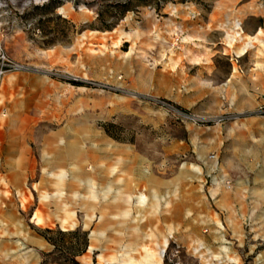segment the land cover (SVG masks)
I'll list each match as a JSON object with an SVG mask.
<instances>
[{"label": "rangeland", "instance_id": "obj_1", "mask_svg": "<svg viewBox=\"0 0 264 264\" xmlns=\"http://www.w3.org/2000/svg\"><path fill=\"white\" fill-rule=\"evenodd\" d=\"M213 1L0 0V51L27 68L0 76V172L10 152L7 101L26 98L30 113L41 116L39 126H16L34 134V158L22 159L25 178L12 189L0 175V192L16 198L31 229L58 244L48 241L52 248L38 264H264V205H247V190L232 178L218 179L190 157L167 155L135 117L110 115L113 98L125 96L171 123L191 124L131 96L127 91L139 92L121 82L114 65L136 58L155 65L147 54L163 52L148 36L151 25L175 24L184 10L207 9ZM238 1L264 7V0ZM178 45L168 53L176 54ZM37 82L49 92L33 106L40 93L28 88ZM215 192L227 194L223 203ZM33 214L50 221L36 224Z\"/></svg>", "mask_w": 264, "mask_h": 264}, {"label": "crops", "instance_id": "obj_2", "mask_svg": "<svg viewBox=\"0 0 264 264\" xmlns=\"http://www.w3.org/2000/svg\"><path fill=\"white\" fill-rule=\"evenodd\" d=\"M180 16L175 24H153L147 31L153 47L163 52L150 50L151 54H147L155 65L139 58L114 65L121 82L131 90L166 99L198 115L231 113L236 118L223 124H174L151 105L125 96L113 98L110 115L135 117L164 143L167 155L190 157L218 179L232 178L247 190L242 199L247 205H264V117L253 113L264 102V7H250L238 0H215L207 9L184 10ZM236 26L240 33L234 38ZM174 34L181 36L183 43L175 49L176 54L170 55L166 47ZM98 66L104 72L105 59L99 57ZM82 68L87 71L89 63ZM28 90L30 94L40 93L39 102L33 106L49 92L42 82ZM82 96L83 107H89V96ZM96 100L104 101L101 97ZM7 109L9 162L0 175L12 189L13 184L19 185L25 178L22 159L34 158L29 146L35 140L34 134L16 130V126H39L41 116L35 111L30 113L26 98L9 99ZM209 153L214 154L213 159L207 158ZM4 183L0 181V190ZM215 193L216 196L218 192ZM218 194V201L223 203L227 194ZM36 217L33 214L36 224L47 225L50 221L48 216L47 223ZM51 248L42 235L30 228L16 198L0 192V264H38L39 255Z\"/></svg>", "mask_w": 264, "mask_h": 264}, {"label": "built area", "instance_id": "obj_3", "mask_svg": "<svg viewBox=\"0 0 264 264\" xmlns=\"http://www.w3.org/2000/svg\"><path fill=\"white\" fill-rule=\"evenodd\" d=\"M237 32L234 34V38L237 37L240 33L238 26H236ZM233 41V40H232ZM182 39L181 36H178V34H174L172 37V40L168 43V49L167 51L171 50L172 48L176 47L178 43H181ZM232 60L236 61V56L232 55ZM17 69H27L26 67L14 63L7 59L5 55L0 51V76L5 70H17ZM131 96L137 98V99H143L147 101L148 103L152 104L153 106H156L157 108L161 109L166 114H169L174 119L178 120L181 123H191L193 125H199V124H223L228 121H232L236 118V115L231 113H222L219 115L214 116H202L198 115L194 112L181 109L172 103L156 97V96H150V95H143L140 93H135L133 91H127ZM253 113L259 116L264 117V103H259L253 110ZM207 158L213 159L214 154L209 153L207 155ZM223 184L226 187H229V180L224 179Z\"/></svg>", "mask_w": 264, "mask_h": 264}, {"label": "trees", "instance_id": "obj_4", "mask_svg": "<svg viewBox=\"0 0 264 264\" xmlns=\"http://www.w3.org/2000/svg\"><path fill=\"white\" fill-rule=\"evenodd\" d=\"M119 8H120L119 9V12H120L119 14L123 13L126 10V8H125V2L124 3H121L119 5ZM59 231H62V230H59ZM43 236L45 237V239L47 241H49V242H51L53 244V247H55V248L57 247L58 244H56V241L55 240H53L52 238H50L49 236H47L45 233L43 234ZM70 261L76 263V260L73 259V258H70Z\"/></svg>", "mask_w": 264, "mask_h": 264}, {"label": "bare ground", "instance_id": "obj_5", "mask_svg": "<svg viewBox=\"0 0 264 264\" xmlns=\"http://www.w3.org/2000/svg\"><path fill=\"white\" fill-rule=\"evenodd\" d=\"M165 241H166V238H164V243H165ZM166 244V243H165Z\"/></svg>", "mask_w": 264, "mask_h": 264}]
</instances>
